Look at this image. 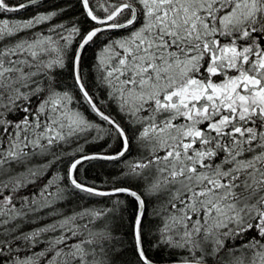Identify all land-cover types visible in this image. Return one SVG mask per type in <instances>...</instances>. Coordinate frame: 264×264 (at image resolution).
Returning a JSON list of instances; mask_svg holds the SVG:
<instances>
[{"label":"snow or ice","instance_id":"6c2138e0","mask_svg":"<svg viewBox=\"0 0 264 264\" xmlns=\"http://www.w3.org/2000/svg\"><path fill=\"white\" fill-rule=\"evenodd\" d=\"M0 14V264H264V0Z\"/></svg>","mask_w":264,"mask_h":264},{"label":"trees","instance_id":"16d2710c","mask_svg":"<svg viewBox=\"0 0 264 264\" xmlns=\"http://www.w3.org/2000/svg\"><path fill=\"white\" fill-rule=\"evenodd\" d=\"M30 14V10L28 12H17L15 14H8L9 15V18H15V17H19V16H27ZM3 15L4 14H0V18H3ZM63 18H67L66 16L63 17ZM53 22H56V21H53ZM92 56V53L89 52V58H91ZM108 173L107 172H99V171H93L92 169H89V179H102L104 175H107ZM115 174V173H113ZM104 203V200L102 198H96L94 200H87L84 202L83 206L84 207H89V206H96V205H99V204H103ZM72 209L69 208L68 211H71ZM78 210V209H77ZM47 221H42V223H45ZM26 227H32V225H27ZM43 247V245H38L37 246V251L39 250V248ZM21 255H23V253H21Z\"/></svg>","mask_w":264,"mask_h":264}]
</instances>
